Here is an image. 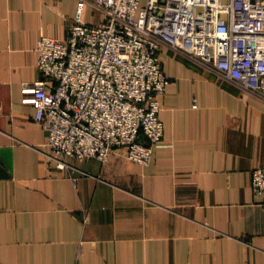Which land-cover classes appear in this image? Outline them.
<instances>
[{"label":"crops","instance_id":"0c3cea01","mask_svg":"<svg viewBox=\"0 0 264 264\" xmlns=\"http://www.w3.org/2000/svg\"><path fill=\"white\" fill-rule=\"evenodd\" d=\"M76 13L77 0H0V264H264V100L170 51L149 164L120 150L50 162L22 88L41 79L40 39H65Z\"/></svg>","mask_w":264,"mask_h":264},{"label":"built area","instance_id":"2783aa9c","mask_svg":"<svg viewBox=\"0 0 264 264\" xmlns=\"http://www.w3.org/2000/svg\"><path fill=\"white\" fill-rule=\"evenodd\" d=\"M86 7L97 23L85 22ZM164 51L264 100V0H77L67 37L38 42L41 79L22 88L47 131L50 162H107L120 150L149 164L165 133ZM252 173L260 197L264 165Z\"/></svg>","mask_w":264,"mask_h":264}]
</instances>
